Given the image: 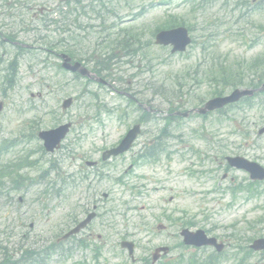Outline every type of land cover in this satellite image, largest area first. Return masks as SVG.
Instances as JSON below:
<instances>
[{
  "label": "rangeland",
  "instance_id": "rangeland-1",
  "mask_svg": "<svg viewBox=\"0 0 264 264\" xmlns=\"http://www.w3.org/2000/svg\"><path fill=\"white\" fill-rule=\"evenodd\" d=\"M163 1L168 3L167 5L164 4V7L161 6ZM3 2L4 0H0V23H2L0 24V31L8 34L13 32L14 29L17 31L16 29L26 27L25 24L17 21L14 29H12L14 22L19 20L18 16L22 14L23 10L18 7L16 9L17 18H8L3 16L4 12L2 11L6 10ZM151 3L155 5L151 7ZM34 5H39L38 9L43 6L55 9L58 4L56 0H50L49 3L45 0H39V4ZM108 8L113 12L110 22L118 21L124 27L132 26L135 30H146L149 35L160 19L173 14L188 15L187 23L195 26L192 37L198 39L200 44L205 40L208 41L211 48L202 53L200 44H196V46L193 44L189 47L185 57H180V55H171L170 50L152 47L147 49V62L145 60L141 61L140 57H123L122 62L114 66V76L121 77L125 81L124 83L113 82L108 79V86L98 81H87L83 78L73 80L70 74L55 67L52 60L43 52L44 43H35L37 36H45L47 31L42 26H37V23L30 18L29 14H23V21L28 23L30 26L28 29L31 30L23 31L18 36V41L24 46L17 48L11 44L2 45L0 40V57L2 59V65L0 66V101L5 103V108L0 113L1 140L12 141L24 133L33 136L38 129H52L59 126V123L69 120L73 122L75 129L65 142L76 141L79 127L77 122L86 120V114L93 119L92 96L96 95L107 106V109H111L113 112L102 116V124L93 120L88 123L108 130L107 135L110 136L108 141L114 143L121 136L120 129L124 130L127 126L119 119V112L121 113V109L128 105L129 99L121 95H138L142 102H148L149 104L152 102L151 105L157 110L155 114L156 122L148 124V131L144 132L143 137L138 140V149L140 150L144 143L151 142L152 137L157 136V133H154L155 131L164 128V121L161 119L166 115H170L168 112L169 102L178 100L173 96L176 92H173L171 86L175 83L173 80L175 81L176 77L181 78L180 81L186 86L185 90L189 91L188 94H185L184 100H180L181 105L185 106V110H194L202 102L200 97H203L204 102H206L211 98L209 96L221 87L215 85V79L220 78L221 75L238 72L235 70L264 53L263 30L260 28L264 26V12L262 16L258 13L253 17L256 25L260 27L258 29L256 27L251 28L244 20H238L240 10L235 5L234 0H212L204 11L199 10L195 15L190 13L189 7L184 5L181 0H130L126 3H119L118 0H115L112 4H108ZM145 8H147L146 13H143ZM139 12L143 15L136 18L134 15ZM94 17V15H88L87 17L77 15L78 23L85 27V29L77 31L81 38L82 50L80 51L82 55L92 53L97 48V44L102 41L101 36L98 34L100 21L94 19ZM118 22L116 25H118ZM34 29L35 31H33ZM88 33L89 35H87ZM149 35L146 36L148 40L151 39ZM257 35L259 38H257ZM251 42H254V47ZM121 52L119 50L116 53ZM101 53L102 51L98 49V54ZM106 53L107 57L110 50H107ZM151 55L154 59L150 62ZM43 61H46V63H43ZM128 62H131V64L128 65ZM10 65L14 69L12 88L7 87L5 78L6 69ZM147 66H151L152 71L147 72ZM138 72L140 75L136 77L135 75ZM232 89L230 88L227 93L229 94ZM32 95L35 96L32 97ZM38 95H43L44 98H39ZM70 96L74 97L75 100L73 107L63 112L62 102ZM128 107H130L128 108V114L133 113L131 115L133 119L135 115H137L135 119L141 117L136 107L130 104ZM115 110H119V112L115 113ZM180 111H183V109H180ZM226 116L227 119L219 120V115L212 114L204 120L192 114L188 119L171 123L169 130L173 135L180 136L182 140L187 141L190 145L202 147L200 139L194 132L204 127L208 131L207 136L211 138V141L223 146V149L218 148L219 155L245 154L250 157H259L264 164V136L258 139V130L254 129V123H260L264 113L248 111L243 106H239L228 109ZM109 132L110 134H108ZM90 135L85 134L82 141H93L94 139ZM38 142L40 141L34 140V144L30 147H37ZM168 142L171 145L179 146L177 137L168 140ZM258 144H261V148H252V145ZM22 147L21 144L20 148ZM30 147H26V149ZM184 152L188 153L186 150ZM11 156L12 153L5 155L3 161H8ZM175 159L177 161L171 175L168 177L167 172H161L153 189L147 191L142 199L137 200L138 202L131 203V205H136L137 210L128 215L130 221H126L127 226L122 222L120 214L116 217L120 232L123 235L128 231L130 234L133 233L131 240L136 243L138 264L143 263V260L150 257L154 249L160 246L174 248L170 257H176L179 253L185 252L183 248L177 245L182 241L179 236L180 229L177 225H169V221L162 220V223L167 226V229L163 232H158L156 225H154L155 220L161 219L163 211L170 212V215L179 222L182 221L181 219L195 218L199 223L198 228L195 229L219 227L216 229L215 235L223 233L231 235L233 230L229 228L230 225L241 222L244 217L249 219L256 217L258 219L264 216V211L253 212L251 206L247 204L237 208H226L225 204L231 201V197L227 192L223 194V206L218 203V199L221 198L220 194L209 193L210 195H208L206 193L214 184L217 187L222 172L219 173V177H214L212 183L207 184L208 180L205 177L192 175L191 170L202 169V166L193 159V156L185 159L187 161L178 156H175ZM187 167L189 170H186ZM42 169L43 167L35 170L40 174ZM29 173L34 174L35 172L30 171ZM239 177L242 178V174ZM223 185L226 187L228 182H223ZM41 189L35 187L30 192L20 191L16 193L14 199L16 203L13 202L9 206H3L1 210L10 211L12 206H17L36 211L41 208V204L38 202V193ZM115 193L116 196H121L113 199L112 202V205L117 209H122L128 201H132L133 195L130 192L123 195L121 189L117 188ZM20 197L23 198L21 205L17 203ZM171 197H173V201L168 205L165 202H168ZM262 201L264 202V199ZM72 203L73 201L70 205ZM238 203L240 204V201ZM50 205L54 206L51 203ZM56 214L54 213L51 221L45 225V232L48 236L56 233ZM11 216L9 212L7 214L0 213V242L3 246L14 249V246L17 247V239H20V235L17 238L12 237L9 239L8 235L5 234L15 228L14 214ZM116 220L115 224L117 226ZM141 223L142 225L148 223L149 226L145 227L143 225L142 230ZM221 227L227 229L223 230ZM39 230L43 229L39 227ZM2 231L5 233H1ZM18 231L23 234L26 229L19 228ZM134 233L136 236H134ZM108 240L111 242L110 254L108 257H102L100 264H131L125 252L122 251L124 257L119 254L121 249L117 243L120 241V236L113 234L109 236ZM231 251L232 249H228L227 253H231ZM186 252L192 253L194 250L190 249ZM206 252L207 250L201 251L199 255ZM52 257L54 258L49 264H60L58 263L60 260L55 255ZM83 260L87 261L88 264H94L91 257H73L61 264H71V262ZM261 260V257H253L250 264ZM262 263H264V259ZM221 264H236V262L231 259H222Z\"/></svg>",
  "mask_w": 264,
  "mask_h": 264
},
{
  "label": "flooded vegetation",
  "instance_id": "flooded-vegetation-1",
  "mask_svg": "<svg viewBox=\"0 0 264 264\" xmlns=\"http://www.w3.org/2000/svg\"><path fill=\"white\" fill-rule=\"evenodd\" d=\"M98 145V143L82 142L72 144V146L77 148V150L73 152L74 156L72 158V161H77L78 166L74 165V162L70 163L66 161V157L68 156L69 152H66L65 148L60 149L54 154V156L48 159L50 161L49 172H52L56 176V180L52 181V185L53 182H57V194L59 197H61V199L64 197V194L66 192L65 178H69L74 175H78L80 177L79 182L75 187L74 191H78L81 205L78 207V213L75 215V218L72 221V227L79 225L80 222H83L90 214L91 210L87 211L89 209V205L85 203V199L87 196L86 193L90 191L93 195H98L97 189L101 190V187H104L106 181L110 180L113 174H116L122 166V159L103 161V151L99 150ZM81 146H83V150H81ZM84 149H88V151H84ZM83 155H86L88 158H82ZM132 155H134V153ZM80 157L82 159V162H84L85 164L88 161H91V163L94 162L95 164L91 167H86V165L83 164L80 166ZM30 159L37 164L43 162L42 158L31 157ZM132 166L133 170L137 169V164L135 163V161H132ZM124 173L128 174L129 171L124 170ZM120 177L121 176L119 174L118 178ZM84 182H86V185L84 184ZM104 194L105 193H102V195ZM100 200L101 198H98L97 196L96 199L93 201V209L95 206H97V202H100ZM103 204L104 203L99 204V208L101 209V211L99 212L97 218L87 228L81 231L79 235L71 236L69 239L63 241H77L85 243L88 242L89 245L92 246V249H94L93 256L95 255V250L100 252L101 247H103L105 251L108 244L106 237L111 236V228L104 220L102 214L104 211ZM65 233L66 231H63L61 237H63ZM27 242L35 243L33 239ZM97 242H99L101 246L95 245ZM70 245L71 244H59L58 251L60 256H64L65 248L70 247Z\"/></svg>",
  "mask_w": 264,
  "mask_h": 264
},
{
  "label": "water",
  "instance_id": "water-1",
  "mask_svg": "<svg viewBox=\"0 0 264 264\" xmlns=\"http://www.w3.org/2000/svg\"><path fill=\"white\" fill-rule=\"evenodd\" d=\"M179 34L186 35V32L184 30H178V31L170 32L165 36H168V38H170V36H171L173 38ZM182 43H184V42L182 41ZM251 94H252L251 91L236 90L229 97L212 99L211 101H209L205 105V107L203 109L199 110L198 112L200 114H206L209 111L221 109L229 103H233V102L240 100L244 96H252ZM1 108H2V105L0 104V110H1ZM67 131H68V127L43 134L44 140L47 142V147L50 150H53V148L57 144H59L60 140L65 136V133H67ZM123 150H124L123 147H121L120 152H122ZM233 163L238 165V166H245V162H243L241 159H235V160H233ZM184 235L186 237V242L194 244V245H202V243L204 241V238H203L204 235L202 234V232H198L196 234H191L189 232L188 233L185 232ZM155 259H157V258L155 257Z\"/></svg>",
  "mask_w": 264,
  "mask_h": 264
},
{
  "label": "trees",
  "instance_id": "trees-1",
  "mask_svg": "<svg viewBox=\"0 0 264 264\" xmlns=\"http://www.w3.org/2000/svg\"><path fill=\"white\" fill-rule=\"evenodd\" d=\"M258 62H259V60H257L256 62L248 65L245 69L248 70V71L254 70L258 66ZM223 77H224V79H223V83H224L223 86L224 87L233 86V85H236V83L241 84V82L245 79V77H243V73H242V76L239 79H237V75L236 74H233V76L230 75V76H223ZM214 96H220V95H214ZM189 264H194V263L191 260V262H189Z\"/></svg>",
  "mask_w": 264,
  "mask_h": 264
},
{
  "label": "bare ground",
  "instance_id": "bare-ground-1",
  "mask_svg": "<svg viewBox=\"0 0 264 264\" xmlns=\"http://www.w3.org/2000/svg\"><path fill=\"white\" fill-rule=\"evenodd\" d=\"M41 41H43V40H42V39H39V38H36V39H35V43H36V42H39V43H40ZM18 190H19V191H22L20 188H19Z\"/></svg>",
  "mask_w": 264,
  "mask_h": 264
}]
</instances>
